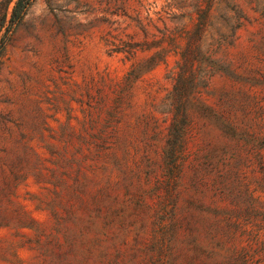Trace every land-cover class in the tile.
Masks as SVG:
<instances>
[{"label": "rangeland", "instance_id": "374dc122", "mask_svg": "<svg viewBox=\"0 0 264 264\" xmlns=\"http://www.w3.org/2000/svg\"><path fill=\"white\" fill-rule=\"evenodd\" d=\"M0 264H264V0H36L0 62Z\"/></svg>", "mask_w": 264, "mask_h": 264}, {"label": "trees", "instance_id": "16d2710c", "mask_svg": "<svg viewBox=\"0 0 264 264\" xmlns=\"http://www.w3.org/2000/svg\"><path fill=\"white\" fill-rule=\"evenodd\" d=\"M36 0H0L3 15L0 16V62L4 56L6 46L15 28L24 20L29 8ZM13 5L11 14L8 10Z\"/></svg>", "mask_w": 264, "mask_h": 264}]
</instances>
